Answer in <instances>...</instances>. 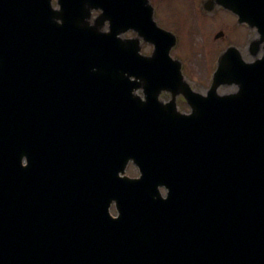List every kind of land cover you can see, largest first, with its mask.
Returning <instances> with one entry per match:
<instances>
[{"label": "water", "instance_id": "95a60500", "mask_svg": "<svg viewBox=\"0 0 264 264\" xmlns=\"http://www.w3.org/2000/svg\"><path fill=\"white\" fill-rule=\"evenodd\" d=\"M217 2L258 28L263 44L252 41L250 54H263L248 65L227 48L203 96L168 58L173 38L156 29L146 0H58V10L50 0H0V264H114L109 257L117 259L111 251L121 240L136 248L133 257L125 249L124 263L140 264L138 256L152 260L148 246L182 237L186 223L199 238L179 240L175 249L205 257L200 235L212 240L198 219L208 200L214 211L216 199L228 200L214 193L228 189L225 167L245 152L253 156L255 204L238 230L246 218L256 227L264 221V0ZM93 8L100 14L91 24ZM127 29L135 40L117 37ZM139 37L154 44L150 57L137 54ZM231 84L236 92L217 94ZM138 88L145 101L133 93ZM163 89L171 92L167 104L157 101ZM179 94L191 114L176 110ZM240 108L258 113L233 114ZM129 159L139 179L119 176ZM182 187L191 195L184 212L175 200ZM238 191L230 193L234 204ZM114 201L116 218L106 209Z\"/></svg>", "mask_w": 264, "mask_h": 264}, {"label": "bare ground", "instance_id": "6f19581e", "mask_svg": "<svg viewBox=\"0 0 264 264\" xmlns=\"http://www.w3.org/2000/svg\"><path fill=\"white\" fill-rule=\"evenodd\" d=\"M21 30L25 35L29 34L28 29L21 27ZM217 50L218 48L213 49V51ZM236 113H240V115L245 116L250 115L252 117L256 116L258 112L252 113L251 111H247L245 108L233 109V114ZM77 120L78 123L81 124L82 118L78 117ZM96 137H98V134L91 135L92 139ZM43 153L46 160L50 159L49 154L45 153L44 151ZM252 158L253 156L250 152L241 153L238 154L237 157H235L231 168L227 166L225 167L224 179H226L229 183L228 189L222 190L220 188H217L214 194L221 197L219 194L223 193L225 194V196L223 197H227L228 200H225L222 197L220 198V200L216 199L214 206L215 211L212 210L211 201L208 200L204 215H202L201 219H198L201 224L198 223L196 227L198 229H201L200 231L202 233L211 236V238H208L212 240V243H210L204 240L203 235H200V239H202V242L206 247L205 257L201 256L200 253H197L196 251V254L192 253L189 248L180 249L178 251L175 249V247H177L175 246V244L179 242V240H181L180 242L184 243L190 238H199L196 236L194 231L190 233L191 226L190 224L186 223L185 230L179 228V232L183 233L182 237L176 236L175 240H172L170 238L165 239V242L159 245L157 250L151 249L147 245L148 250L150 251L148 254L152 259L151 261H148V259H143L140 256L136 257L134 261L137 262L138 260H140V264H264V230L261 227L262 225L264 226V221L262 223L259 222V227H256L255 225L249 224V218H246L243 224L244 227L242 233H240V231L238 230L239 226L243 223L244 218L249 215L250 211H252L251 209L255 204V194H252V190L256 188V181L249 175L250 171H248L247 168L250 166ZM62 163L64 165L68 163L66 157L62 158ZM219 164L221 166H224L222 162H220ZM81 166L83 165L80 164V167ZM208 171L209 167L206 166L205 172L208 173ZM118 174L124 175V172H119ZM126 176L128 175H125V177ZM228 177H230L231 179H229ZM229 187L231 189H229ZM238 189L239 191L237 194V202L236 204H234L233 199L230 197V193ZM194 190H198V187H194ZM245 191H249L250 194ZM190 196L191 195L186 187L178 189V194L175 196V200L177 201V205L179 206L181 211L183 210L184 212L187 209V199ZM203 199V202L207 200L208 194L203 195ZM114 202H110L106 206V209L110 214V208L114 207L115 209L116 207L117 203ZM129 202L134 201L129 200ZM259 204L264 205V202H260ZM223 210L224 213L222 214L221 211ZM226 210H228L229 212H227ZM228 215L230 217H228ZM232 220L236 221V223ZM254 228L257 229L253 232L252 230ZM244 230L250 231L252 234H255L256 237L253 239L248 238V233L244 232ZM156 240L159 241V239ZM131 242L132 241L128 243L121 240L120 242L114 243L116 251L112 250L111 252H118L119 256L117 257V259L109 257V261L113 262L114 264H125L123 261V259L126 258V254H124L125 249L130 248ZM197 244L199 243L194 240L193 246ZM133 248L134 249L130 248L132 257L136 252V248ZM178 252L179 258L176 260Z\"/></svg>", "mask_w": 264, "mask_h": 264}, {"label": "rangeland", "instance_id": "374dc122", "mask_svg": "<svg viewBox=\"0 0 264 264\" xmlns=\"http://www.w3.org/2000/svg\"><path fill=\"white\" fill-rule=\"evenodd\" d=\"M171 6L172 8L169 11L171 17L170 26L173 27L175 30H180L184 34V36L180 32V37L177 38V42L175 46L170 50V53L174 48L177 49L175 53V58H178L182 62V72L184 75L185 72L188 73L187 76H185L187 77L193 88L204 92L205 89L208 87V84L210 82V75L214 69V63L219 52L221 51L220 45L219 43H217L218 41H223L227 45L232 44L238 46L240 49H242L246 58L250 59V56L247 54V52L243 50L245 49L243 46V42H245L246 37L243 38L242 42L238 35V30L240 29V26H233L234 22L231 26L229 16H218L217 14H215V16L213 15L214 17L212 18H215L214 22L218 20V24L221 25L222 30L224 32V35L221 37V39L215 41L214 43V40H211V37H209L210 31H206L207 27L210 25V23H208V20H210V18L197 13L198 18L193 21L191 26H189V19L186 15L182 13L181 10L175 16L177 10L180 9V1H176L175 3L171 4ZM218 28L219 26L215 27L213 25L211 31L216 30ZM185 29H189V31L186 32ZM247 33L248 36L249 34L250 37L253 36L252 32ZM201 34L204 35V39L201 37ZM186 36L188 37L187 39H185ZM206 39L209 40L208 44L211 45L213 49L218 48V50L213 52V49H211L209 45L206 46V43L204 41ZM197 41H200V43H197ZM205 85H207V87H205ZM227 88L229 87H221L220 91L224 92V89ZM182 103L187 104L184 100L181 102V99L178 98L177 106L181 111ZM134 171H138V169L134 164L129 163L126 167L125 174L128 175L129 172ZM162 194H164V192ZM110 211H115L114 207H111Z\"/></svg>", "mask_w": 264, "mask_h": 264}, {"label": "clouds", "instance_id": "9594fccd", "mask_svg": "<svg viewBox=\"0 0 264 264\" xmlns=\"http://www.w3.org/2000/svg\"><path fill=\"white\" fill-rule=\"evenodd\" d=\"M52 8H56L57 7V3L56 0H52V4H51ZM85 7H88V5H85ZM180 10L182 11V13L184 15H186L189 19V26H191V24L193 23V21L195 19H197V12L198 10H202L201 8V0H180ZM100 12L99 8H93L91 10V16L93 18H95ZM216 12L218 16H223V15H227L229 17H231L232 21L235 22V17L232 16L231 12L225 13V10L223 8H220L219 5L216 6ZM210 19H213L210 17ZM89 23H91V21H89ZM161 27H166V25L161 24ZM108 30V24L107 22L104 25V31L107 32ZM174 28L173 27H169V31H173ZM185 31H189V29H185ZM252 31L256 33V27H252ZM247 34V26L242 25L240 27V29L238 30V35L240 39H243L244 36ZM136 35V33L134 31H132L131 29L125 31L123 33V36L126 38H131L134 37ZM188 37L186 36L185 39H187ZM197 43H200V41H197ZM217 43H219L221 50H223L224 48H227L228 45L226 43H224L223 41H218ZM153 51V46L152 44L148 43V44H143V48H142V52L143 55L145 56H150L152 54ZM177 49H173L172 52L170 53V55L173 57V59H175V53H176ZM248 65H251V63H249ZM187 72H185V75L187 76ZM205 87H207V85H205ZM169 98L168 92H162L160 94V99L167 101ZM141 99H143V96L141 97ZM181 102L183 101V97L180 98ZM182 113L185 114H189L191 112V109L189 108V106L187 104H183L182 103ZM140 172L138 171H134V172H129L128 173V177L133 178V179H139L140 178ZM160 191L163 193L165 190L163 188L160 189ZM111 217L112 218H116L117 217V212L113 211L111 212Z\"/></svg>", "mask_w": 264, "mask_h": 264}, {"label": "flooded vegetation", "instance_id": "af4514ba", "mask_svg": "<svg viewBox=\"0 0 264 264\" xmlns=\"http://www.w3.org/2000/svg\"><path fill=\"white\" fill-rule=\"evenodd\" d=\"M176 1H180V0H163V2L159 3L157 5V3L155 4V8H156V19L159 23V25L161 26V24L166 25L165 28L171 27L170 26V22H171V17H170V9L172 8L171 4L175 3ZM180 9L177 10V12H179Z\"/></svg>", "mask_w": 264, "mask_h": 264}]
</instances>
